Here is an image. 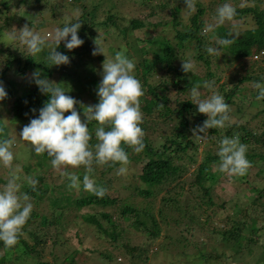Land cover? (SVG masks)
Segmentation results:
<instances>
[{"label": "trees", "instance_id": "1", "mask_svg": "<svg viewBox=\"0 0 264 264\" xmlns=\"http://www.w3.org/2000/svg\"><path fill=\"white\" fill-rule=\"evenodd\" d=\"M15 1L0 0V37L11 28L12 17L16 15L13 10ZM145 1L149 2L151 8L149 19L134 17L129 24L131 27L128 25L122 29L118 19L116 21L115 16L110 13L111 7L102 6L100 2L32 0L31 6L42 16L47 26H52L48 19L56 20L58 17V27L76 19L80 20L82 26L78 34L84 43L71 51L64 47L63 42L57 48L69 55L68 64L49 66L45 64L48 50L31 57L0 42V66L4 65L0 67L1 78L7 79L12 68L24 78L29 70L40 71L50 81H53L52 77L59 72L67 83L63 82L58 86L71 88L66 94L72 97L71 90L80 92L83 97L88 96V93L95 95V101L91 105L98 103L96 88L102 78L97 60L103 64L107 57L109 60L113 59L112 54H99L97 57L92 55L93 48L97 47L95 42L98 41L102 45V30L112 33L113 26L117 30L115 33L123 32L116 38L114 46L117 50L114 54L123 48L121 44L124 43L120 41L125 40L128 33H131V41L127 42L130 47H137L145 41L153 46L158 44L162 50L160 53L153 52L152 57H147L146 52L142 51L135 68L143 91L150 93L151 97L141 105L144 112L141 124L144 131L143 150L136 153L127 145H122L129 155L128 166L135 165V169L139 166L135 174L132 173L131 180L118 187L114 182L117 183L121 179L120 175L115 176L119 164L94 165L92 178L107 190L103 198H98L85 192L82 187L79 190L71 189L68 179L61 174L62 171L75 172L82 180L85 173L83 166L55 169L50 163L51 157L46 153L36 155L32 149L33 155L30 157L33 156L32 159L37 160L35 163L29 161L23 164L25 175L18 178V195L29 196L34 206L33 211L14 247H5L3 242H0V264H49L43 259L47 253L55 258L58 255L63 257L60 258L62 264L65 261L69 264H91L102 257L112 261L117 254L125 258L128 264H160L163 263V259L159 258L160 254L167 252L171 244L181 247V251L186 255L192 254L194 259L198 260L196 264H230L231 260L242 258L246 252L251 255L258 246L264 248V181L259 188H252L258 192L255 196L233 202L232 209L226 200L214 192L216 185L228 182L223 180L226 177L237 178L236 186L240 187L248 182V174L264 175V169L257 165L260 160L264 161V154L255 151V146L258 147L259 143L264 145V100L256 99L257 83L264 84V54L260 53L264 47V8L260 5L263 0H254L252 6L243 8L238 6L237 0H229L237 9L234 19L243 18L248 13L253 14L256 24L247 30L245 36L234 35L226 23L215 27L207 35H202L208 23L215 24V21L212 23L215 12L211 17L205 18L210 6L202 0H196L195 12L185 9L184 0ZM211 2L214 9L225 0ZM75 7L81 8L78 17L70 14ZM27 11L24 10L23 16ZM67 11L69 13H66ZM161 11L165 12L166 17L154 21L153 18ZM36 26L39 28L41 25ZM151 27H159V33L151 34L148 31ZM131 28H134V31L139 30L133 34ZM233 35L234 42L224 51L231 56L230 65L239 60L245 64L248 72L241 79L235 78L237 73H231L228 78L232 88L228 90L225 83L220 82L222 73L218 70V62L221 57L209 56L206 47L215 46V39L231 38ZM107 49L111 50L112 47ZM185 51H193L196 59L203 62L208 69L205 77L215 78L218 92L225 97L230 107V120L226 122L225 127L209 129L207 138H197L193 134V129L207 119L206 114L197 112L196 105L189 99L178 100V104L173 107L170 105L168 92L172 87L184 91L194 84L204 82L203 77L182 71L178 58L180 53ZM126 54L130 57L128 50ZM214 63L216 67H213ZM164 68L169 73L162 74L159 83H152L150 76ZM235 79L237 81H234ZM248 81L253 84L250 90L249 87H243ZM30 83L22 94H18L17 90L15 93L7 92L8 95L1 101L5 103L8 100L9 103V100H12V104L8 105L13 117L12 123L22 120L27 125L30 119L39 115V109L49 99L47 95L41 94L34 83ZM243 90L250 91L252 96L248 102L251 109L246 112L245 98H234ZM74 107L84 121L85 104L78 101ZM33 109H36V112H33ZM156 114L165 116L164 122L169 132L160 137L156 135L153 143L148 134L156 127L148 123L155 120ZM98 126L95 121L89 124L92 145L97 143L95 128ZM225 136H239L240 142L247 146L246 156L250 167L244 176H232L218 171L219 157L216 153L220 139ZM8 137L7 126L0 120V141ZM203 140L204 146L200 150ZM200 155L201 162L193 170L191 166L197 162ZM146 157L148 160L141 163ZM29 179L37 181L35 190L27 182ZM7 180L8 178H0L5 184ZM137 195L142 197L136 199ZM99 207L102 210H99ZM115 212L119 218L122 217L124 222L131 225L130 228L135 227L134 234L127 235L122 232V227V230L118 229L113 220ZM105 223L107 226H103ZM73 229L76 240L86 241V231L93 233L96 229L106 236L104 240L107 243H102L101 248L95 249L98 250L97 255L87 254L82 261L70 259V252L80 250L79 246L71 244L72 238L68 236ZM161 231H165V234L157 250L150 249L148 245L153 244L150 243L151 239L155 240L161 236ZM135 235L146 236L142 245L131 243ZM86 249L93 251L94 248ZM261 254L264 255V252ZM101 264L110 263L104 260Z\"/></svg>", "mask_w": 264, "mask_h": 264}, {"label": "clouds", "instance_id": "2", "mask_svg": "<svg viewBox=\"0 0 264 264\" xmlns=\"http://www.w3.org/2000/svg\"><path fill=\"white\" fill-rule=\"evenodd\" d=\"M184 4L185 9L196 11V0H184ZM236 15V7L229 0H225L215 10V24L205 27L202 35H207L217 26L231 22ZM81 26L79 19L67 22L56 28L50 34V39H46L25 25L12 39L19 40L26 49L27 54L22 51L26 56L35 57L46 48L49 49L45 64L59 66L70 63L68 55L57 51L61 42L69 51L84 43L78 34ZM234 38L233 35L231 38L215 39V46H207L206 52L209 56L220 57L226 52L224 49L234 42ZM0 42L12 45L2 37ZM95 43L97 47L93 48L92 55L107 56L104 47L98 41ZM126 52L127 50L122 48L115 53L114 59L109 60L107 57L103 63L102 79L96 88L98 103L84 108V121L74 107L78 101L66 94L65 87L50 81L40 71H33L31 82L49 99L39 109V115L30 119L19 132L21 140L28 142L36 155L46 153L51 157L50 163L53 168L83 166L85 173L82 180L75 172L62 171L61 174L68 179V186L71 189L79 190L82 187L85 192L98 198H103L107 190L92 178L94 165L119 164L117 174H127L129 155L122 145H127L136 153L141 152L145 146L140 101L144 91L141 81L134 74L136 65ZM181 68L185 73L193 72L190 60L183 59ZM256 87L258 89L256 99L264 100V87L260 83H257ZM201 88H207L210 94L202 97ZM7 95L0 82V101ZM189 100L197 106L198 113L207 115V119L193 129V134L197 138H207L209 129L224 128L226 122L230 120L229 104L225 97L216 91L214 82L194 84L190 89ZM32 111L36 112V109ZM66 112L69 114L65 115ZM92 121L99 125L95 128L97 141L95 145L90 143L92 135L89 124ZM14 144V136L0 141V165L11 170L6 184L0 190V242L8 248L17 244L34 207L27 194L18 195L20 184L13 168V161L16 159L12 151ZM246 152L247 146L240 142L239 136H225L220 139L216 153L219 157L218 171L232 176H244L250 167ZM27 182L35 190L37 181L29 179Z\"/></svg>", "mask_w": 264, "mask_h": 264}, {"label": "rangeland", "instance_id": "3", "mask_svg": "<svg viewBox=\"0 0 264 264\" xmlns=\"http://www.w3.org/2000/svg\"><path fill=\"white\" fill-rule=\"evenodd\" d=\"M66 1V0H65ZM203 2H205V4L209 5L210 7L208 8V13L205 15V18L207 17H211L212 14L215 12L216 8L218 6H216L214 9L212 8V2L211 0H202ZM238 1V6L240 7H245V6H252L254 4V0H237ZM85 2L87 3H94V2H100V4L102 6H109L111 7L110 9V13H112L115 16V19L117 21L118 19V23L120 28H124L126 26H128L131 23V19H133L134 17L137 18H148L150 13H151V8L149 6V2L145 1V0H85ZM32 0H16L13 3V10L16 13V15H14V17H12V25L11 28L3 35V40L6 42H11L12 45H10L11 47L15 48L17 51L19 50L22 54H24L22 51L26 53V49L20 44L19 40H13L12 37L14 35H18L20 29H22L25 25H27L28 27L32 28V30L38 34H40L42 37L46 38V39H50V34H52L54 32V30L56 28H58V21H59V17L56 20H49L48 22H50L52 24V26H47L46 21L42 18V16L40 14H38L35 9L31 6ZM136 5V8H135ZM261 8H264V0L262 1V3L260 4ZM28 10L25 13V16H23L24 14V10ZM80 7H75L70 14L74 17H78L80 15ZM66 13H69V11H67ZM104 13V11L102 12ZM101 13V14H102ZM48 16V15H47ZM186 16V15H185ZM160 17H166V14L164 11H161L158 15H156L153 20L156 21L158 20ZM29 20H31V23H29ZM215 21V19L212 21V23ZM40 24L41 26L38 28L36 25ZM256 24L255 19L253 18V14L248 13L245 14L243 16V18L240 19H233L231 22H226V25L231 29V32L236 35V36H245L246 32L248 29L254 27ZM211 25L210 23H208V26ZM131 26V25H129ZM134 28H131L130 31L132 30V33L134 34V32L138 31H134ZM114 31L117 32L116 29H114L113 26H111V32H104V30H102V46L105 49V52L107 55L112 54L113 59L115 54L113 53L114 51L117 50V48H115V41L116 38H118V34H123V32L121 31L120 33H115ZM129 31V32H130ZM151 34L156 35L159 33L160 28H150L148 30ZM131 34V33H130ZM128 33V36L125 38V40H121L120 42L124 43L121 44L123 46V48H125L126 50H128L130 52V57L133 62L135 63V65L138 62V59L141 57V52L144 51L146 52V56L147 57H152L153 56V52H161V46H159L158 44H149L148 42H142L140 43L137 47H130L127 42L128 40L131 41V36ZM142 34V33H141ZM145 34V33H144ZM112 47V49H107V47L109 48ZM49 49H45L44 51H46ZM57 51H59L57 49ZM61 52V51H60ZM24 54V55H25ZM1 56V55H0ZM37 56V55H36ZM69 56V55H68ZM99 56V54L95 55V57ZM220 62H218L219 66H218V70H221L222 73V78L220 82H224L225 86L229 89L232 88L231 83H230V79L228 78L229 75L231 73H237L235 75L236 79H241L245 76V74L248 72L247 67L245 66L244 63H241L239 60L236 61L235 63H233L232 65H230L231 62V56L229 53L223 52L222 55L220 56ZM70 58V57H69ZM183 59L185 60H190L193 64V72L192 73H185V74H197L199 75L201 78H204V81H209V82H214V86L216 91H218L219 87H218V83L216 82L215 78H206V74L208 72L207 67L203 64V62L198 61L196 59V57L193 55V51H185V52H181L180 53V58H178V63L180 65H182L183 63ZM2 61V57H0V63ZM219 61V59H218ZM98 65V71L102 76V72H103V64L101 61L97 60ZM4 66V65H2ZM0 66V67H2ZM213 67H216V63L213 64ZM72 71V70H71ZM72 73H74L72 71ZM168 70L166 68L164 69H160L158 71H156L153 75L150 76V81L154 84H157L161 81V76L162 74L166 75L168 74ZM31 74L32 72L29 70V72H27V74L24 76L17 74L14 72V69H10L7 75V79H3L0 77V82H2L6 92H13L15 93V90H17L18 94H22L24 92V90L26 88L29 87V85L31 84ZM134 74L136 75V77L138 76V74L136 72H134ZM173 76V74H172ZM53 81L56 82L57 84H61L63 82L67 83V80H64V76H62L59 72H57L54 77H52ZM102 78H100L101 80ZM234 81H237V80ZM26 82V83H25ZM262 87H263V83H261ZM197 85H202L201 83L197 84ZM193 86V85H192ZM191 86V87H192ZM78 87V86H77ZM243 87L248 88L250 90V88L253 87L252 81H248L245 84H243ZM71 88L66 87V90L69 91ZM190 89L191 88H186V90L184 91H180L179 89L172 87L169 90V97H170V105L176 106L178 104V100L180 101L181 99H190ZM66 91V92H67ZM71 92H73V97L79 101L85 104L86 108L87 106H90L91 104L94 103L95 101V95H92L91 93H88V96L83 97L84 95H81L80 92L75 91V90H71ZM89 92V91H88ZM201 92H202V97H206L210 94L209 90L207 88H201ZM240 96V98H245V102H244V111L246 112L247 110L251 109L249 106V99H252L251 93L248 90H243L240 92V94L238 96H234V98L238 99V97ZM151 97V94L146 92L144 90V95L140 98L141 101V105H144L147 102V99H149ZM180 97V98H179ZM248 100V101H247ZM247 101V102H246ZM12 104V100H8L4 102L0 101V120H2L4 122V124L7 126V132L9 134V136H14L15 137V144L12 148V151L16 157V159H14L13 161V168L15 170V174L18 178L23 177L25 169L23 168V164L26 162L31 161V163H35L37 159H32V157H30V155L33 153L31 152L32 148L31 146L28 144V142L21 140L20 136H19V132L22 130V128L26 125L22 120H18L17 122L12 123V116H11V112L9 111V107L8 105ZM243 111V113H245ZM142 114L144 113L141 110ZM240 114V113H239ZM155 120L152 122H149L148 124L150 126H154L156 127V129L152 132H150L148 134L149 140L152 141L153 143L155 142V136H162L163 133H168L169 132V128L166 126L164 119L165 116H160L159 114H156L154 116ZM192 118V117H191ZM157 123H156V122ZM168 128V129H167ZM201 142V141H199ZM204 140L201 142V147L200 150L203 149L202 144H204ZM261 146V147H259ZM255 151L256 152H261L264 154V145L261 143H259L258 147L255 146ZM33 155V154H32ZM147 157L144 158L142 162L147 161ZM201 162V155L198 156V160L197 162H194L191 166V168L194 170L196 168V166ZM258 166H260L261 169H264V161L260 160L257 163ZM128 172L127 174L124 175H120L117 174V172L115 173V176H121V179L118 180V182L116 183V181L114 182V184L116 186H121L123 184V182H128L129 180H131L132 178V173L135 174L136 170L139 168V166H137V169H135V165L134 166H128ZM254 169V168H253ZM10 169L3 167L2 165H0V178H9L10 176ZM192 171V170H191ZM33 174V172H32ZM264 175H255L254 173H250L248 174V182H245L243 186H236V182L238 181L237 178L235 177H226L225 179H223L224 181H228V182H221L218 185H216V187L214 188V192L219 195L222 199L227 201V204L229 206L230 209H232L231 205L233 202H236L238 200L245 199L247 200L250 196H255L258 192L255 190H252V188H259L263 181ZM209 183V182H207ZM5 185V183L0 181V190H2V187ZM123 192L125 193L126 190H123ZM124 195V194H122ZM142 196H138L136 197V199L140 198ZM158 201V199H157ZM159 203V201L157 202V204ZM99 210H102L101 207H99ZM111 211V210H110ZM112 212V211H111ZM113 220L115 221V224L118 225V229L122 230V228L124 229L122 232H125L127 235L130 234H134L133 232H135V227L132 226L130 228L131 225H129L127 222H124V220L122 219V217H118V213H114L113 216ZM103 226H107V224L105 223ZM122 227V228H121ZM176 233H178V235L180 234L179 231H176ZM165 234V231H161V236H159L157 239L153 240L151 239L150 243L153 244H149L148 247L150 249H156L159 246V242H161V240L163 239V235ZM75 235V229L71 230L68 234L69 238L71 239V244H74L75 246H79L80 250L78 251L77 249L73 250L72 252H70V259L75 258V260H79L82 261L86 258L87 254H94L97 255L98 254V250H95L96 248H101L102 243H107L106 240H104L103 234H101L98 230L95 232L91 233V232H87L86 231V241H82L81 240H76L77 237L74 236ZM181 235V234H180ZM138 236V237H137ZM75 237V238H74ZM145 237H141L140 235H135L133 237V241H131L132 244L137 245V244H141L142 242L145 241ZM264 238V236H263ZM110 240V239H109ZM80 241V242H79ZM87 247H92L94 248L93 251H91L90 249H86ZM111 247V246H110ZM112 248V247H111ZM182 248L175 246L174 244H171L169 246V250L167 252H162L159 256V258L163 259V263L161 262L160 264H196L197 263V259H194V256L191 255H186L184 254L183 251H181ZM111 251L113 252V250L111 249ZM262 252H264V248L261 247H256L254 249V252L250 255L247 254V252L245 253V255L242 258H239L238 260L235 261V259L231 260L230 264H264V255L261 254ZM3 253V252H2ZM150 256V255H149ZM15 258V256H14ZM63 257H59V255L57 256V258L49 255L48 253L45 254V256L43 257L44 260H46L47 262H49V264H62V259ZM104 260L109 261L110 264H128L129 262H127V260L125 261V258H122V256L117 254V257H114L112 261L107 260L105 258H100L99 260H95L92 263L93 264H101L102 262H104ZM154 260V259H152ZM157 260V259H155ZM91 263V264H92ZM23 264H27V262H24ZM63 264H69L68 261H65Z\"/></svg>", "mask_w": 264, "mask_h": 264}, {"label": "built area", "instance_id": "4", "mask_svg": "<svg viewBox=\"0 0 264 264\" xmlns=\"http://www.w3.org/2000/svg\"><path fill=\"white\" fill-rule=\"evenodd\" d=\"M260 53H261V54H264V48H263V49H261Z\"/></svg>", "mask_w": 264, "mask_h": 264}]
</instances>
